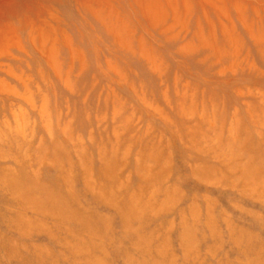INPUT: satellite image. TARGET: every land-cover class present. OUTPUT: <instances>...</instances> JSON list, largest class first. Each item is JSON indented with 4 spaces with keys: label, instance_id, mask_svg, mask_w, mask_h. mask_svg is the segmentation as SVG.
<instances>
[{
    "label": "rangeland",
    "instance_id": "374dc122",
    "mask_svg": "<svg viewBox=\"0 0 264 264\" xmlns=\"http://www.w3.org/2000/svg\"><path fill=\"white\" fill-rule=\"evenodd\" d=\"M0 264H264V0H0Z\"/></svg>",
    "mask_w": 264,
    "mask_h": 264
}]
</instances>
